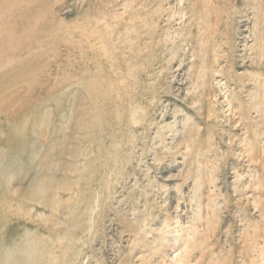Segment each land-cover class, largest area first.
I'll return each instance as SVG.
<instances>
[{
	"label": "rangeland",
	"instance_id": "374dc122",
	"mask_svg": "<svg viewBox=\"0 0 264 264\" xmlns=\"http://www.w3.org/2000/svg\"><path fill=\"white\" fill-rule=\"evenodd\" d=\"M0 264H264V0H0Z\"/></svg>",
	"mask_w": 264,
	"mask_h": 264
},
{
	"label": "bare ground",
	"instance_id": "6f19581e",
	"mask_svg": "<svg viewBox=\"0 0 264 264\" xmlns=\"http://www.w3.org/2000/svg\"><path fill=\"white\" fill-rule=\"evenodd\" d=\"M91 83V82H90ZM135 114V113H134ZM132 120V119H131ZM38 184V183H37ZM40 186V185H39Z\"/></svg>",
	"mask_w": 264,
	"mask_h": 264
}]
</instances>
